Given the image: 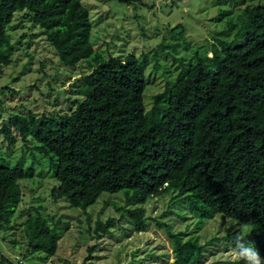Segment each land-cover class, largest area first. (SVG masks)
Here are the masks:
<instances>
[{
    "label": "trees",
    "instance_id": "obj_1",
    "mask_svg": "<svg viewBox=\"0 0 264 264\" xmlns=\"http://www.w3.org/2000/svg\"><path fill=\"white\" fill-rule=\"evenodd\" d=\"M18 11L45 31L63 66L89 63L74 110L50 118L15 115L0 129L7 148L16 144L15 130L53 161V200L86 211L103 193L121 192L134 205L128 217L141 233L144 205L175 193L174 202L186 204L198 229L218 214L251 222L243 237L264 260V7H244L212 41L209 56L195 52V64L227 81L196 127L173 118L169 82L146 107L145 73L137 57L105 59L93 49L88 11L80 0H0V66L11 63L6 28ZM28 176L20 165L0 164L1 227L9 225L21 202L18 181ZM112 225L111 219L97 221L93 234L100 239ZM24 233L32 252L55 254L60 234L46 217L28 218ZM167 236L173 264H199L204 244L198 237L185 239L169 229ZM234 237L229 236L231 247Z\"/></svg>",
    "mask_w": 264,
    "mask_h": 264
},
{
    "label": "rangeland",
    "instance_id": "obj_2",
    "mask_svg": "<svg viewBox=\"0 0 264 264\" xmlns=\"http://www.w3.org/2000/svg\"><path fill=\"white\" fill-rule=\"evenodd\" d=\"M80 3L88 11L89 40L101 57L132 54L140 60L145 73L146 107L169 82L170 113L177 122L195 127L227 82L214 69L195 64V52L209 56L212 41L244 7H264V0ZM6 37L11 63L0 66V129L15 115L50 118L74 110L81 100L75 91L82 84L81 77L88 73L89 63L63 66L47 43L45 31L24 11L13 15ZM12 133L16 144L11 148L0 134V164L20 165L29 176L18 181L22 199L9 225L0 226V264H173L168 229L184 234L185 239L198 237L204 244L199 264L244 262L231 253L229 239L239 232L240 224L218 214L198 229L197 218L186 204L174 202L175 193L152 198L144 205L146 229L141 233L134 231L128 217L127 211L134 205L127 203L121 192L103 193L86 211L71 207L65 199L53 200L51 191L57 186L53 161L36 142H22L15 130ZM37 216L46 217L60 234L51 257L28 247L24 224ZM109 219L112 228L97 239L93 234L96 222Z\"/></svg>",
    "mask_w": 264,
    "mask_h": 264
},
{
    "label": "clouds",
    "instance_id": "obj_3",
    "mask_svg": "<svg viewBox=\"0 0 264 264\" xmlns=\"http://www.w3.org/2000/svg\"><path fill=\"white\" fill-rule=\"evenodd\" d=\"M251 226V222L240 224V230L234 237L235 243L231 248V253L243 260L245 264H264L259 256L257 248L253 246L251 242L245 241L243 237L244 230L250 229Z\"/></svg>",
    "mask_w": 264,
    "mask_h": 264
}]
</instances>
